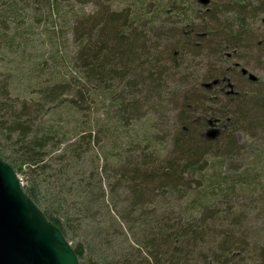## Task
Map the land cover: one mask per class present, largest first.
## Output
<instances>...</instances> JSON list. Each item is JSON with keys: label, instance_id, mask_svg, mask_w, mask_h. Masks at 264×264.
Returning a JSON list of instances; mask_svg holds the SVG:
<instances>
[{"label": "trees", "instance_id": "obj_1", "mask_svg": "<svg viewBox=\"0 0 264 264\" xmlns=\"http://www.w3.org/2000/svg\"><path fill=\"white\" fill-rule=\"evenodd\" d=\"M8 1L18 6L27 2ZM44 1L58 15L68 8L63 6L66 1L93 6V0ZM108 1L101 0V7ZM210 4L211 0L202 4L207 12L198 19L205 21L200 32H171L174 43L164 48L162 38L150 39L153 27L141 8L116 14L108 7L94 20L93 10L88 15H72L86 87H74L71 99L61 97L62 85L40 93L25 87L15 97L13 82L0 80V157L23 177L25 193L62 232L80 264H204L209 256L225 264V256L236 254L233 239L239 225L231 212L219 207L239 190L235 185L231 188L224 176V162L213 167L224 177L206 175V154L216 151L226 160L239 153L235 135L242 126L251 133L264 131V94L240 93L229 78L235 72L248 78L241 74V63H230L239 49L249 52L253 44L259 48L251 30L264 14V0H227L211 8ZM194 15L177 8L180 23H191L197 19ZM145 29L150 32L147 37ZM207 42L218 63L228 67L214 71L206 80L219 83L210 89L203 87L200 93H166L170 79L179 82L181 72H188L184 69L186 56L194 55ZM139 85L143 90L137 91ZM139 94L158 105L170 102L180 107L168 159H162L155 147L166 142L164 138L170 139H159L157 133L131 143L134 148L130 151L119 141L120 154L110 157L116 142L108 120L111 117L118 131L130 127ZM100 96H112L108 99L110 111L104 113L108 119L89 117L78 122L69 138L60 125L49 121L65 106L84 112L82 101L88 97L94 105ZM212 122L227 123L213 139L211 133L205 135ZM259 162L264 166L262 158ZM113 187L115 201L111 199Z\"/></svg>", "mask_w": 264, "mask_h": 264}, {"label": "rangeland", "instance_id": "obj_2", "mask_svg": "<svg viewBox=\"0 0 264 264\" xmlns=\"http://www.w3.org/2000/svg\"><path fill=\"white\" fill-rule=\"evenodd\" d=\"M43 1L27 0L21 6L15 2L9 3L8 0L0 1V80L9 79L13 82L11 93L15 97L20 96L25 87L30 86L33 93H40L41 90L62 85L63 95L61 97L71 99L75 97L76 90L74 87L83 86V89L86 87L77 58L78 44L72 31L71 16L76 13L77 15L83 13L88 15L93 10L94 20L101 17L108 7L110 13L116 14L131 9L139 12V8H141L147 14V22H150L149 25L153 27L151 34L147 29L143 30V33L146 37L150 34V39L153 36V41H160L155 37L162 38L164 42L161 45L164 48L166 45L171 43L173 45L174 43L171 39V32L176 30L200 32L202 23L205 21L198 19L207 12L199 0H109L105 7H101L104 4L101 3V0H93V6L90 3L83 5L74 1H72L74 3L63 2V6H68V8H64L63 14L58 15L57 13L54 14L48 8V4ZM226 1L211 0L209 7L211 8L215 4L224 5ZM181 3H184L181 6L183 9L189 13H196L194 17L197 19L187 25L180 23L177 17V8H181L179 7ZM207 26L212 27L209 23ZM251 33L256 45L259 44V48L253 44L252 50L249 52L245 49H239L236 59L230 64L241 63L243 67L238 66L239 69H246L255 75L258 82L255 83L249 78H242L238 72H235L233 77L230 75L229 78L231 83L236 85V91L240 93L264 94V14L254 24ZM207 43H203L204 47L197 50L194 55L186 56L184 69L187 68L188 72L181 70V75L178 78L181 81L179 82L170 79L166 84V93L177 90H180L181 93L191 90L200 93L209 75H213L214 71L220 72V69L225 71L228 68L218 63V57L212 55L213 51L209 49L212 46L209 42ZM230 79L227 80L230 81ZM183 81L187 82L184 86L182 85ZM136 89L140 91L143 90V87L139 85V88ZM163 93L170 100L166 93ZM89 96L91 95L89 94ZM139 96L136 98V102L139 101V103L137 102L139 109L137 106V113L134 112L135 114L131 116L130 127L127 126L125 130L118 131L115 130L114 123L110 121L111 117L108 120L111 138L116 142V146L113 145L110 149L112 151H110V157L112 159L120 154L119 141L127 144V149L130 151L134 148L131 143L138 140L146 141L153 133L152 136L156 137L157 135L159 139L165 136L170 139L164 138L166 142L158 143L155 147V151L161 154L162 159H168L172 152L171 141L175 138V132L172 128L180 115V107L178 104L176 106L171 105L170 102L158 105L146 100L145 94H139ZM110 97L100 96L94 105L92 99L87 97V101L84 100L81 103L84 109H87L84 112L77 113L65 106L57 110L49 118V121L55 126L60 125L62 127L60 131L67 132V138H69L78 122H84L89 117H94L98 121L108 119V117L104 118V113L108 108L110 111L108 101L111 99ZM103 98L105 101L102 100ZM129 100L130 98H128L130 104ZM92 108L93 111L88 110ZM211 124L213 125L209 126L205 135L216 131L218 136L227 128L225 122L222 125H218L217 122ZM257 130L251 133L246 126L241 127L240 133L235 135L239 140V146L237 145L239 153L237 155H232L225 160L224 155L216 151L206 154L209 159L205 170L206 175L212 176L214 173L213 178L215 179L225 176L230 182V187L235 185L239 190L236 195L224 199L223 204L219 207L221 211L231 212L233 221L239 225L237 234L233 239L235 241L233 248L237 249V252L230 258L225 256L223 259L225 264H264V166H261V162H259V158L264 160V131ZM154 133L157 134L154 135ZM258 138H261L260 141ZM222 162H224L222 169L224 176L222 172L215 171L213 168ZM19 176L24 184L23 177ZM113 184H115L114 181ZM112 189L115 192L111 199L115 201L117 199L116 187ZM118 194L121 192L119 191ZM213 263H218V259L209 256L204 264Z\"/></svg>", "mask_w": 264, "mask_h": 264}, {"label": "water", "instance_id": "obj_3", "mask_svg": "<svg viewBox=\"0 0 264 264\" xmlns=\"http://www.w3.org/2000/svg\"><path fill=\"white\" fill-rule=\"evenodd\" d=\"M199 2L209 4V0ZM241 74L250 81L258 80L246 69ZM218 83L203 86L210 89ZM210 133L211 139L217 135L216 131ZM0 264H80L72 245L27 196L19 174L1 157Z\"/></svg>", "mask_w": 264, "mask_h": 264}]
</instances>
